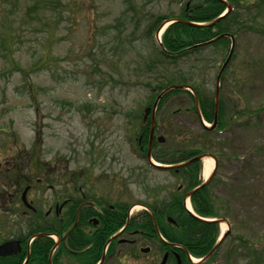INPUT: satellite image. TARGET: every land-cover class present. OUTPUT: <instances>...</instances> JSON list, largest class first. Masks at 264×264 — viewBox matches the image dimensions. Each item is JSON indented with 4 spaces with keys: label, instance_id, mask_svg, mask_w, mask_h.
Returning a JSON list of instances; mask_svg holds the SVG:
<instances>
[{
    "label": "rangeland",
    "instance_id": "1",
    "mask_svg": "<svg viewBox=\"0 0 264 264\" xmlns=\"http://www.w3.org/2000/svg\"><path fill=\"white\" fill-rule=\"evenodd\" d=\"M35 2L39 11L33 18L42 21L23 24ZM202 2L0 0L2 173L21 159L38 202L49 197L37 181L47 168L62 169L74 182V194L76 177L84 176L91 194L108 205H154L169 200L179 185L186 188L181 176L155 170L141 158L140 131L151 123L150 116L143 120L145 109L172 84L215 100L231 44H209L173 62L160 47L170 24L149 31L160 17L176 19L188 5ZM240 14L246 27L236 35L235 54L220 82L225 129L212 134L202 129L194 112L195 91L169 96L155 119L162 139L155 156L192 148L216 155L210 189L219 219L229 222L232 233L213 264H264V9L259 16L254 10ZM143 212L138 204L132 216ZM236 235L246 242L235 241ZM121 238L135 242L117 245L106 264H159L165 252L155 239L138 233Z\"/></svg>",
    "mask_w": 264,
    "mask_h": 264
},
{
    "label": "flooded vegetation",
    "instance_id": "2",
    "mask_svg": "<svg viewBox=\"0 0 264 264\" xmlns=\"http://www.w3.org/2000/svg\"><path fill=\"white\" fill-rule=\"evenodd\" d=\"M144 160L155 170L172 172L176 176L179 174V168L164 170L154 167L149 158L146 157ZM20 161L21 159L16 161L12 169H7L4 173L0 169V246L18 242L17 247H8L0 251V264H106L111 258H114L117 245L135 242L134 240L122 239L121 236L138 233L143 239L150 238L153 240L155 235H158V231L161 230L158 216L146 202H123L108 205L104 199L95 198L91 194L92 191L88 187L92 186L89 182L86 183L88 185L84 184V176L82 175L76 177V185L78 186L74 194V190H72L73 180L69 181L67 174L62 173V169L57 170L56 173L47 171V167H51L50 164H46L45 175L37 180L39 184L46 186L44 192L45 194L48 193L49 197L46 196V200L38 202L32 195L35 190L31 177L26 172L21 173V175L19 173ZM157 161L173 166L180 164L165 162L164 160ZM201 170L202 164L198 175H196L197 180L201 182L193 190L201 187L205 182L206 185L199 190L207 186L211 187L216 178L217 168L208 180H205L204 175L202 177ZM143 185L144 191H146L145 183ZM177 188V191L181 193L185 190V187L181 185ZM193 190L184 194V206L190 200L193 208L192 196L188 197ZM118 204L127 206L125 224L117 232L106 238L113 229L114 213L121 211L117 208ZM138 204L144 210L141 213L143 215L140 214L141 223L147 221L148 215L153 222L154 232L150 235L142 229H140L141 231L130 230L129 225L134 218L132 216L133 209ZM169 219L173 221L172 217H167V221ZM36 229L43 231L36 232ZM74 230L75 234L72 239L70 238V243L69 237ZM37 235H42L40 237L45 240V243L43 248H39L38 254H35L33 252L35 251L34 245L36 239L40 238ZM228 237L222 244L227 241ZM102 245L103 252L100 253ZM150 252L151 249L147 253ZM161 253L162 257L159 264L162 263L166 254L168 255L166 264L182 262L180 252L176 247Z\"/></svg>",
    "mask_w": 264,
    "mask_h": 264
},
{
    "label": "trees",
    "instance_id": "3",
    "mask_svg": "<svg viewBox=\"0 0 264 264\" xmlns=\"http://www.w3.org/2000/svg\"><path fill=\"white\" fill-rule=\"evenodd\" d=\"M204 0V2L199 4H193L192 7H185L184 12L181 14L177 21L171 24L163 34V42L162 46L163 49L161 50L162 55L165 58L173 59V62L177 60L183 59L192 53H196L199 48H194L195 45L206 43L211 41L218 36L226 33H231L234 36L238 35V32L242 29H245V25L239 21V17L241 16V10L244 9L245 11L254 10L257 11L258 15L264 9V0ZM230 7V13L220 20L216 25L208 26L204 25L203 23H209L216 20L220 17L227 8ZM39 11L38 9V2L33 3L32 5L28 6L26 11V16L23 18V24L28 23L30 25L32 22H41L42 18L39 16L38 19H34L33 15ZM173 19V18H171ZM170 18H162L160 17L158 20V24L156 21L150 27L149 31H157L158 28L167 20H171ZM200 23V24H198ZM10 28V24H9ZM231 44V40L229 38H224L217 41L215 44ZM23 72V71H21ZM224 75V74H223ZM223 77V76H222ZM174 85V84H172ZM184 85V84H179ZM171 86V85H170ZM168 87V86H167ZM161 89V87H154V90ZM194 91L197 94L200 103L201 113L204 119L207 122L213 123L214 117L217 114L218 117V124L214 130L206 129L204 126L201 125L202 129L207 132V134L215 133V130H224L226 127V123L224 121L225 114H224V104L222 100L219 103V108L216 113L215 111V100H209L206 97H203L196 89ZM179 93H190L187 90L177 88L167 95H165L159 107L164 104V102L168 99L169 96L179 94ZM161 94V93H159ZM157 94V97L159 96ZM191 96V95H190ZM194 102L195 98L192 96ZM156 101V100H155ZM154 101V102H155ZM154 103H150L152 106ZM194 112L196 113V108L194 107ZM131 115H129L130 117ZM199 119V117H198ZM144 120V118H143ZM145 123V121H144ZM146 124V123H145ZM201 124V123H200ZM159 125L158 122L156 123V137L154 139L153 149H158L161 145L162 139L158 138L157 131ZM150 130H151V123L144 126L141 129V148H143V154L141 158L146 159L149 141H150ZM203 139V138H200ZM208 146L207 143L203 144ZM154 150L152 151V156H154L157 160H164L165 162L170 163H180L185 160H189L197 155L204 153V150L201 149H186V150H168L164 154H157L154 155ZM162 151H164L162 149ZM216 156V155H215ZM19 173H23L26 170V164L19 163ZM198 167L199 170L201 169V162L191 163L188 166L179 169V176H181L186 184L185 190L181 193L178 192L173 194L171 198L167 201H163L161 203L157 202L154 205H150L151 208L155 211L158 219L160 220V227H161V234L163 237L171 244L178 245L182 249H178L180 252V257L182 260V264H194L189 259V255H192L195 258H204L206 257L212 249L215 247V244L218 241L220 236V227L219 224L216 222H204L198 220L192 214H190L183 205L184 194L193 190L196 186L200 184L201 181H198L196 175H198ZM217 197L211 193V189L209 186L202 188L201 190L197 191L195 194L192 195V204L195 213L202 217V218H222L221 212L217 209L215 199ZM117 208L120 209V212L114 213V225L111 232L107 234L108 238L113 233L117 232L126 221V210L127 206L118 204ZM160 211V212H158ZM143 215V214H141ZM167 217H172L175 220V223L167 221ZM224 217V216H223ZM131 230L142 229V231L148 233L154 232V225L151 220V217L147 216V221H143V224L140 220V215L134 217L131 220L129 225ZM43 231L42 229H36V232ZM75 234V230L72 232V235L69 237V242L71 243V239ZM234 235V234H233ZM71 238V239H70ZM156 241L160 243L161 249L164 251L171 250L170 245L165 244L158 235H155ZM234 240H240L241 242L245 241L244 238L240 235H236ZM45 240L40 237L36 239L35 247L33 251L35 254H38L39 248L44 247ZM234 241V242H235ZM104 244V243H103ZM233 246V244H232ZM103 245L100 247V253L103 252ZM175 249V248H174ZM220 249V248H219ZM219 249L215 252L218 255ZM252 254H255L252 252ZM233 256H229V263ZM216 257L213 255L209 261L202 264H213L215 262Z\"/></svg>",
    "mask_w": 264,
    "mask_h": 264
},
{
    "label": "water",
    "instance_id": "4",
    "mask_svg": "<svg viewBox=\"0 0 264 264\" xmlns=\"http://www.w3.org/2000/svg\"><path fill=\"white\" fill-rule=\"evenodd\" d=\"M222 1H223V0H222ZM230 11H231V8L229 7L227 13H226L224 16H221V17H219L218 19H216L215 21L210 22V23L205 24V25H208V26L216 25L220 20H222L223 18H225V17L228 15V13H229ZM178 20H179V19H174V20H172V21H170V22H176V21H178ZM170 22H167V23H170ZM222 38H230V39L232 40V45H231V49H230L229 55H228V57H227L225 63L223 64V66H222V68H221V70H220V72H219V75H218V77H217L216 113H217L218 108H219V99H220V81H221V78H222V75H223L225 69L228 67L229 63H230L231 60H232V57H233V54H234V50H235V39H234V36L231 35V34H223V35H221L220 37H217L216 39H214V40H212V41H210V42H207V43H204V44H199V45H196V46L194 47V48L203 47V46H206V45H208V44H212V43H214V42H216V41H218V40H220V39H222ZM161 47H162V44H161ZM177 88H182V89L185 88V89H187V90L191 89L190 87H187V86H186V87H183V86H176V85H173V86L169 87L168 89L164 90V91L158 96V98H157V100H156V102H155V104L153 105L152 108H151V107H148V108L146 109V111H145V117H148V115H149V113H150L151 111L153 112V115H152V127H151V139H150V146H149L148 158H149V160L151 161V163H152L155 167H158V168H173V167L160 166V165H156L155 163L152 162L151 149H152V142H153V135H154V128H155V121H154V118H155V111H156V109H157V107H158V105H159V102H160L161 99L163 98V96H164L165 94L169 93L170 91L175 90V89H177ZM191 90H192V89H191ZM195 96H196V95H195ZM196 111H197V114L199 115V117H200V119H201L202 124H204V126H205L204 120H203V118H202V116H201V112H200V109H199V103H198L197 98H196ZM216 124H217V114H216L215 122H214L213 126L210 127V128H208V127H207V128L213 130V129H215ZM205 157H212V156H211V155H208V154H207V155H200V156H197V157L193 158L192 160H190V161H188V162H186V163L179 164V165L174 166V167H175V168H182V167H185V166H187V165H189V164H191V163H194V162H196V161L203 160ZM211 176H212V175H211ZM204 185H206V182H205L201 187H203ZM201 187H199V188L193 190V191L188 195V197H191V196H192L197 190H199ZM186 207H187V206H186ZM190 213H191V212H190ZM191 214H192L194 217H196L198 220H201V221H204V222H220V223H222V222H226L225 220H220V221H218V220H213V221H209V220L202 219V218H200V217H198V216H195L194 213H191ZM229 234H230V226H229L228 231L223 235V237L219 239V241H218L217 245L215 246L214 250H216V249L219 247V245L225 240V238H227V236H228ZM164 241H165V240H164ZM165 242H166V241H165ZM166 243L168 244V242H166ZM17 245H18V242L5 244V245H3V246H0V251H1L2 249L8 248V247H17ZM176 247H177V248H180V247H178V246H176ZM17 250H18V249H17ZM149 250H150V249L147 248V249H143L142 251L145 252V253H147V252H149ZM13 252L15 253L16 251H13ZM167 258H168V255L166 254L165 257H164V260L162 261L161 264H166ZM207 259H208V257H205L201 262H199V263H197V264H200V263L206 261ZM179 264H182L181 261H179Z\"/></svg>",
    "mask_w": 264,
    "mask_h": 264
},
{
    "label": "bare ground",
    "instance_id": "5",
    "mask_svg": "<svg viewBox=\"0 0 264 264\" xmlns=\"http://www.w3.org/2000/svg\"><path fill=\"white\" fill-rule=\"evenodd\" d=\"M155 163L158 164L157 162H155ZM214 167H215V160L212 157H205L203 160V173H204L205 178H208L210 176ZM187 208L192 211V207H191V204L189 202H187ZM222 230H223V232H226L228 230L227 223H223ZM193 261L195 263L198 262L197 259H193Z\"/></svg>",
    "mask_w": 264,
    "mask_h": 264
}]
</instances>
